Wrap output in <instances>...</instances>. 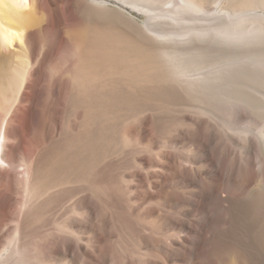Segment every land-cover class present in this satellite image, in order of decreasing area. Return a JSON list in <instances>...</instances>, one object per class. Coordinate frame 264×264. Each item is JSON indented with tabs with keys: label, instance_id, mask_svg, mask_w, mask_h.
Masks as SVG:
<instances>
[{
	"label": "bare ground",
	"instance_id": "1",
	"mask_svg": "<svg viewBox=\"0 0 264 264\" xmlns=\"http://www.w3.org/2000/svg\"><path fill=\"white\" fill-rule=\"evenodd\" d=\"M51 1L0 0V264H264V0H63L66 65Z\"/></svg>",
	"mask_w": 264,
	"mask_h": 264
},
{
	"label": "rangeland",
	"instance_id": "2",
	"mask_svg": "<svg viewBox=\"0 0 264 264\" xmlns=\"http://www.w3.org/2000/svg\"><path fill=\"white\" fill-rule=\"evenodd\" d=\"M55 1V2H53ZM51 1L50 7L53 10V14H54V21H53V26L50 27L46 32H44V39H46L47 44H50V48H52L54 51L57 52L56 54V58L58 59L59 64L60 65H66L68 64L70 61H72L75 57V48L73 47V45L69 42H66V40H64V35H65V31H66V27L68 25V23L71 22L70 20V12L68 11V9H64L62 8V6H64V1L63 0H53ZM68 17V18H67ZM69 52V53H68ZM65 53V54H64ZM68 54V55H67ZM70 59V60H69ZM53 73V75H52ZM56 74V71L53 70V72L51 71V78H49V81L47 82H55L54 80V75ZM57 75V74H56ZM160 100V103L158 102V104L161 107H165L163 104L164 102H162ZM260 190V191H259ZM259 193L257 192V201H256V212L258 215L262 214L263 211V207H264V190L259 189ZM263 190V191H262ZM240 249H242V246H238ZM260 248L262 250V248L264 249V247L262 245H260ZM243 251V249H242ZM243 257H245V252L243 251Z\"/></svg>",
	"mask_w": 264,
	"mask_h": 264
}]
</instances>
